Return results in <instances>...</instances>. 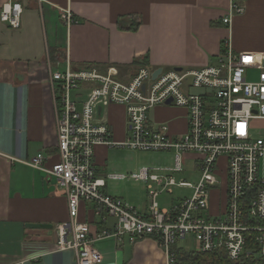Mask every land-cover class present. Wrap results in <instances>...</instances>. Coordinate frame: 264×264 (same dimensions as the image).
<instances>
[{
  "label": "built area",
  "instance_id": "1",
  "mask_svg": "<svg viewBox=\"0 0 264 264\" xmlns=\"http://www.w3.org/2000/svg\"><path fill=\"white\" fill-rule=\"evenodd\" d=\"M242 12L239 1L232 0L222 22L228 25ZM21 13L19 3L7 2L0 9V21L17 30ZM62 20L69 28L74 17L64 11ZM251 70H259L255 82L248 79ZM154 72L140 67L128 82L113 68L72 69L68 62L62 71L50 72L59 160L47 167V158L39 153L25 164L54 177L66 196L70 221L57 226L58 250L73 251L76 264H100L97 242L150 238L165 253V264H197L177 254L184 251L179 244L193 237V254L230 261L257 254L264 260V137L253 134L264 127V53H235L223 46L215 65L162 68L155 79ZM170 99L169 106L186 112L187 130L180 135H171L166 124L156 125L151 117L155 106H168ZM110 105L125 110L128 137L122 143L110 139L100 115ZM98 146L174 153L172 167L142 168L130 176L147 184V216L104 192L106 181L95 164ZM189 170L199 174L196 184L177 183L172 176ZM174 188L192 194L161 209L159 197L171 195ZM213 191L224 199L215 217L210 215ZM84 203L92 205L97 225L108 220L113 224L92 232L88 222L78 220Z\"/></svg>",
  "mask_w": 264,
  "mask_h": 264
},
{
  "label": "crops",
  "instance_id": "2",
  "mask_svg": "<svg viewBox=\"0 0 264 264\" xmlns=\"http://www.w3.org/2000/svg\"><path fill=\"white\" fill-rule=\"evenodd\" d=\"M10 1L19 3L22 13L17 30L0 21V264H76L73 251L56 245L57 226L70 221L64 191L54 177L25 164L39 153L47 158V167L59 160L50 72L62 71L68 62L72 69L113 68L128 82L140 67L156 71L215 65L223 46L235 53H264V0L239 1L243 12L228 25L222 20L232 0H0V9ZM64 11L74 17L69 28L62 20ZM136 22L138 28L129 30ZM146 56L147 65L139 66L136 61ZM100 115L110 139L124 142V108L110 105ZM151 117L156 125L166 124L171 135L187 130L181 108L155 106ZM114 148L119 147L95 149L97 174L105 181L124 176L102 175ZM104 192L109 195L107 186ZM146 193L142 205L132 206L143 216L150 202ZM174 202L159 207L167 209ZM223 205V197L213 191L210 215L215 217ZM91 208L81 204L78 220L88 222L92 232L113 224L97 225ZM95 247L100 264H165V253L150 238L134 243L125 238L122 244L107 239Z\"/></svg>",
  "mask_w": 264,
  "mask_h": 264
},
{
  "label": "rangeland",
  "instance_id": "3",
  "mask_svg": "<svg viewBox=\"0 0 264 264\" xmlns=\"http://www.w3.org/2000/svg\"><path fill=\"white\" fill-rule=\"evenodd\" d=\"M259 70H251L248 73L249 81H257ZM106 109V108H104ZM103 109V110H104ZM104 113V112H103ZM103 116V115H102ZM119 117V115L117 116ZM264 126V125H263ZM254 137H264V127L254 129ZM106 165L103 169L102 175L122 174L124 179L122 180H109L106 179L109 196L122 199L125 203L131 206H140L146 201L148 190L146 189V183L142 181H134L130 176L137 175L142 168H156L163 169L164 167H172L174 161L173 152H143L137 150H131L128 148H114L108 151ZM176 182H189L196 184L199 174L177 173L174 174ZM192 194L191 190L174 188L171 195L162 194L158 203L159 206H169L171 202L177 199L189 198ZM135 206V207H136ZM137 208V207H136ZM186 253L193 254L195 252V246L193 243V237H189L188 240L179 244ZM250 249L251 247L248 246ZM254 259L258 258L255 254Z\"/></svg>",
  "mask_w": 264,
  "mask_h": 264
},
{
  "label": "trees",
  "instance_id": "4",
  "mask_svg": "<svg viewBox=\"0 0 264 264\" xmlns=\"http://www.w3.org/2000/svg\"><path fill=\"white\" fill-rule=\"evenodd\" d=\"M237 1H243V0H237ZM139 22H136V24L131 25L129 30L135 31L138 26ZM148 58L147 56L144 58V60L141 62L139 60L136 61V63L140 65H147ZM188 255V256H186ZM179 259H185L192 262H195L197 264H264V260L253 257H242L238 261H230L226 257H220V256H214V255H197V254H186L184 252H179L178 254Z\"/></svg>",
  "mask_w": 264,
  "mask_h": 264
},
{
  "label": "water",
  "instance_id": "5",
  "mask_svg": "<svg viewBox=\"0 0 264 264\" xmlns=\"http://www.w3.org/2000/svg\"><path fill=\"white\" fill-rule=\"evenodd\" d=\"M161 70L162 69H157L154 73H153V78L155 79L156 78V76H158L159 74H160V72H161ZM172 102V100L170 99V100H168L167 101V103H166V105H170V103ZM28 228H30V229H50V226H45V225H29V226H27Z\"/></svg>",
  "mask_w": 264,
  "mask_h": 264
}]
</instances>
